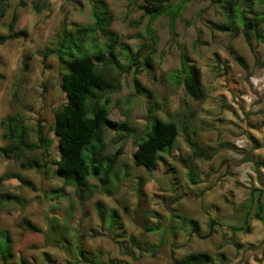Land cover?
<instances>
[{
    "label": "rangeland",
    "instance_id": "rangeland-1",
    "mask_svg": "<svg viewBox=\"0 0 264 264\" xmlns=\"http://www.w3.org/2000/svg\"><path fill=\"white\" fill-rule=\"evenodd\" d=\"M34 1H12L0 20V33H5L16 12V29L26 31L0 43V193L17 196L0 206V231H8L13 259L24 264H176L200 251L209 256L206 264H264V223L254 201H248L252 190L259 192L264 217V159L251 156L256 144L264 154V42L244 36L241 28L237 34L213 29L211 23L224 20L219 7L210 0H187L173 26L166 16L152 22L157 36L152 68L141 63L137 76L150 95L136 93L134 61L143 62L151 42L142 0H103L109 28L118 35L117 62L98 65L114 91H95L89 107L108 98L109 119L125 121L129 135L122 138L111 126L104 131V153L119 149L116 177L105 184L89 177L87 195L63 186L53 162L59 147L51 127L54 109L66 102L61 84L66 64L47 51L55 48L63 21L67 27L92 22L90 0H42L48 7L40 11L32 9ZM96 39L105 40L102 34ZM182 60L199 71L198 100L176 81ZM13 112L22 115L33 138L40 128L53 139L40 169L23 167L1 152V121ZM154 116L175 121L178 134L157 164L145 169L133 163V152ZM253 131L262 134L256 137ZM187 137H195L210 157L194 158ZM240 139L242 146H235ZM190 170L198 182L189 180ZM5 173L19 178L1 179ZM111 210L117 215L113 219ZM244 217L249 232L232 233ZM25 220L37 230L28 229ZM151 224L160 229L145 231Z\"/></svg>",
    "mask_w": 264,
    "mask_h": 264
},
{
    "label": "trees",
    "instance_id": "trees-1",
    "mask_svg": "<svg viewBox=\"0 0 264 264\" xmlns=\"http://www.w3.org/2000/svg\"><path fill=\"white\" fill-rule=\"evenodd\" d=\"M14 0H0V20L4 17L6 10ZM187 0H142L139 5L143 14L147 17L145 31L150 39V50L143 57V62H135L136 66L132 73V85L136 93L150 92L144 88L138 79L139 67L141 63L152 68L151 55L157 42V36L152 28V22L159 16L169 17L173 26L175 20L180 15ZM211 3L219 7L224 16L222 22H213L211 26L218 31H228L232 34L241 32L244 36L253 35L259 42H264V31L258 28L264 25V8L261 4L264 0H210ZM31 7L35 11H40L48 7V3L42 0H35ZM91 23L67 27L63 21L61 27L55 35V48L49 49L48 53L56 54L57 58L65 62V70L62 73V89L66 94V102L56 107L53 112V122L51 130L58 139L59 156L53 159L56 172L62 181L63 186H70L81 192L90 194L89 177L93 176L101 184L110 182L113 176L116 177L115 163L119 149L111 155L104 153V131L110 126L116 134L122 138L129 135L127 123L111 121L108 117V103L106 98L103 102L94 101L91 107L89 103L95 96V91L112 92L114 88L110 85L108 74L104 67L98 65L103 62L116 63L115 45L118 43V35L112 31L110 26L111 16L107 11L103 0H90ZM18 15L12 12L10 20L5 24V33H0V43L8 39L26 36L25 30H17L16 24ZM104 35V42H98L96 35ZM88 45V47H87ZM104 47L109 56L102 50ZM122 49H127L122 45ZM141 51H137L136 56H141ZM46 55V53L44 54ZM236 60L245 68L244 59L240 56ZM264 63V62H263ZM177 82L184 86L185 93L194 100L201 97V80L199 71L182 60L179 71L174 75ZM150 126L147 127L144 137L136 142L133 152V163L150 169L157 164L160 153L174 145L178 125L173 120H163L158 117H151ZM1 138L5 141L1 152L20 161L23 167L42 168L44 166L46 152H48L53 139L47 137L39 128L34 133V138L28 126L25 124L19 112L6 115L1 121ZM124 132V133H123ZM195 134V133H194ZM187 142L192 150L193 157L209 158L204 148L194 137H187ZM260 146L252 145V148ZM254 165L258 161L248 156ZM18 177L14 174L5 173L1 179ZM19 178V177H18ZM20 180V179H19ZM189 180L192 183L198 182L196 173L189 172ZM111 192V191H109ZM259 192L251 191L248 201H254L258 219L264 223V217L260 215L263 211V203L258 199ZM17 200V196L9 193H0V206L6 201ZM99 207V205L97 206ZM249 209V205H245ZM99 211V209H98ZM101 215V214H100ZM113 219L116 215L114 210L109 212ZM182 220H187L183 215ZM111 219V220H112ZM242 225H233L231 232H249L250 228L243 218ZM113 221V220H112ZM192 226L197 227L196 221L189 219ZM26 227L30 230L37 228L28 220H25ZM159 224H151L145 231L159 230ZM124 234V233H123ZM64 240L67 238L64 236ZM78 251H81L80 248ZM80 256H84L80 253ZM220 257H223L219 253ZM11 247V239L7 230L0 231V263L1 264H24L21 259L14 260ZM209 256L205 252H189L176 261V264H206Z\"/></svg>",
    "mask_w": 264,
    "mask_h": 264
},
{
    "label": "crops",
    "instance_id": "crops-1",
    "mask_svg": "<svg viewBox=\"0 0 264 264\" xmlns=\"http://www.w3.org/2000/svg\"><path fill=\"white\" fill-rule=\"evenodd\" d=\"M245 121V120H244ZM255 131H253L252 133H254ZM256 137H259L262 133H259L257 134L256 132L254 133ZM251 156L253 158H256L257 156H261V158L264 159V154H262V152L260 151V148L259 147H256L254 149H252V152H251ZM261 168H263L262 170H264V166H261Z\"/></svg>",
    "mask_w": 264,
    "mask_h": 264
},
{
    "label": "built area",
    "instance_id": "built-area-1",
    "mask_svg": "<svg viewBox=\"0 0 264 264\" xmlns=\"http://www.w3.org/2000/svg\"><path fill=\"white\" fill-rule=\"evenodd\" d=\"M245 100H247V99L244 98V101H245ZM250 100H251V99H249V100H247V101L250 102ZM241 142H242V139L238 140V143H234V145L237 146V147H241L242 144H239V143H241Z\"/></svg>",
    "mask_w": 264,
    "mask_h": 264
},
{
    "label": "water",
    "instance_id": "water-1",
    "mask_svg": "<svg viewBox=\"0 0 264 264\" xmlns=\"http://www.w3.org/2000/svg\"><path fill=\"white\" fill-rule=\"evenodd\" d=\"M211 224H212V223H210V228H211ZM208 234H209V233H208Z\"/></svg>",
    "mask_w": 264,
    "mask_h": 264
},
{
    "label": "flooded vegetation",
    "instance_id": "flooded-vegetation-1",
    "mask_svg": "<svg viewBox=\"0 0 264 264\" xmlns=\"http://www.w3.org/2000/svg\"><path fill=\"white\" fill-rule=\"evenodd\" d=\"M205 236V235H204Z\"/></svg>",
    "mask_w": 264,
    "mask_h": 264
}]
</instances>
